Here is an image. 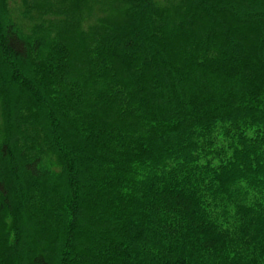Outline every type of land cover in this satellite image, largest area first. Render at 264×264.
<instances>
[{"label": "trees", "instance_id": "1", "mask_svg": "<svg viewBox=\"0 0 264 264\" xmlns=\"http://www.w3.org/2000/svg\"><path fill=\"white\" fill-rule=\"evenodd\" d=\"M96 1L0 0V264H264V0Z\"/></svg>", "mask_w": 264, "mask_h": 264}, {"label": "rangeland", "instance_id": "2", "mask_svg": "<svg viewBox=\"0 0 264 264\" xmlns=\"http://www.w3.org/2000/svg\"><path fill=\"white\" fill-rule=\"evenodd\" d=\"M52 1V0H51ZM235 1H239V2H241V1H243V0H235ZM87 6H88V8H87V10H90V9H98L97 8V1L96 0H87ZM221 21H222V19H221ZM219 24H222V23H219ZM218 24V25H219ZM193 32V31H192ZM243 33H238L237 35H235V38H239L240 39V35H242ZM191 38L189 37V36H186L180 43L181 44H188V43H192V42H190L191 40H190ZM232 39L234 40V36H232ZM138 57V55H136V58ZM77 58V53L75 52V55L73 56V62L75 61V59ZM139 58V57H138ZM135 66L133 67V69L134 70H140V67H139V65L137 64H134ZM209 67V66H208ZM74 81H78V82H81V80L79 79V77H75L74 79H73ZM139 87H141V85H139ZM1 100V99H0ZM105 104H103V103H101V107L102 106H104ZM0 125H2V118H0ZM1 131V130H0ZM0 136H1V134H0Z\"/></svg>", "mask_w": 264, "mask_h": 264}]
</instances>
